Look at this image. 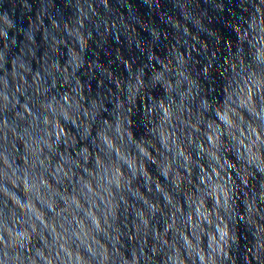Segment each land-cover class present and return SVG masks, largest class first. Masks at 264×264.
Returning a JSON list of instances; mask_svg holds the SVG:
<instances>
[{
	"label": "water",
	"instance_id": "water-1",
	"mask_svg": "<svg viewBox=\"0 0 264 264\" xmlns=\"http://www.w3.org/2000/svg\"><path fill=\"white\" fill-rule=\"evenodd\" d=\"M262 3L0 0V41H7L0 43V114L10 110L8 105L24 110L32 94L47 95L49 103L65 101L82 108L88 115L80 119L89 122L85 131L71 112L69 119L61 115L55 121L62 129L60 142L52 146L57 159L45 154L42 183L23 189L33 193L30 200H20L0 185V193L9 192L14 201L11 208L0 201V224L19 220L16 227L27 237L20 250L25 264H201V257L208 264L210 254L220 264L212 238L218 214L215 189L223 185L208 179L217 175L230 189L224 213L234 234L226 248L228 264H252L250 248L264 241V232H258L264 228V152L254 158L245 150L246 126L231 132L234 146L224 154L219 144L213 152L211 141L219 137L220 144L226 143L229 129L221 117L230 119V113L217 109L215 120L204 127L182 119V130L190 124L183 131L191 148L184 165L183 158L168 155L176 127L163 120L168 106L157 115L164 102L147 91L124 108L128 96L123 86L134 64L156 72L157 66L190 61L203 79L189 78V84L212 97L202 101V111L220 103L249 112L246 92L254 93L253 104L264 98V76L246 85L241 61L264 63V49L253 47L260 39L253 29L264 18ZM246 50L251 59L241 55ZM172 99L179 111L181 100ZM184 110L190 111L186 105ZM100 112L113 118L101 121L112 124L111 148L104 145V155H112L107 162L99 151L103 133L89 140L91 147L82 143ZM213 156L222 159L213 162ZM104 168L107 179L101 178ZM5 235L0 231V241Z\"/></svg>",
	"mask_w": 264,
	"mask_h": 264
},
{
	"label": "clouds",
	"instance_id": "clouds-1",
	"mask_svg": "<svg viewBox=\"0 0 264 264\" xmlns=\"http://www.w3.org/2000/svg\"><path fill=\"white\" fill-rule=\"evenodd\" d=\"M261 6H264V3ZM261 20L262 22L253 29L260 36V39L253 45L258 51L264 49V18H261ZM193 30L195 31L194 28ZM252 38L255 39V36ZM0 43H7V41H0ZM245 48L247 49V45H245ZM241 55L245 60L251 59L247 50L241 53ZM161 58L163 59V57ZM152 63H155V61ZM165 63L167 62L165 61ZM241 65L245 69L243 74L248 77L244 81L246 85H255L257 75L264 76V63H253L249 66L244 61H241ZM177 68L179 69L178 71ZM253 68L255 72H252ZM130 71L131 76L125 73L128 83L123 87L127 89L128 100L123 107L131 108L133 102H138L137 95L147 91H152L158 99L163 100L164 103L157 106V115H160V111L167 105L168 110L163 111V120L166 124L171 125L175 123L176 125L169 138L171 151L168 155L170 157H181L183 158L182 163L184 165L188 163V157L185 156V152H190L191 148L188 145V138L184 136L183 131L190 129V124L185 125L184 130H182V119H187L191 123L199 122L200 127H204L205 123L210 119L215 120L218 114L217 109L230 113L231 118L229 119L227 116L221 117L229 129V136L224 137L226 143L223 144H220L219 137L213 139L211 141L213 152L219 144L220 147L225 149L224 154H228L226 150L234 146L233 138H231L230 134L234 130H240L241 125L246 126L248 133L244 137L248 141L245 150L254 158L258 153L264 152V98L253 104L252 97L254 93L251 90L246 92L245 102V106L249 108V112H244L243 109L237 112L220 103L210 104L208 110L202 111V101L207 100L210 102L212 97L199 91L195 85L189 84V78L194 81L203 79L202 76H197L190 61L185 64L176 65L175 67L171 65L167 67L157 66L156 72H153L151 67H145L141 70V65L137 63L132 65ZM236 87H239V85H236ZM55 90V87H53L52 91L55 92ZM180 93H183L182 98L179 95ZM239 94L237 93V95ZM172 98L181 100L179 111H177V106ZM220 99L222 101L223 97L221 96ZM24 103L25 101L21 97V104ZM185 105L190 111L185 112ZM108 106L111 107V105ZM7 107L10 110L0 114V185L6 186L20 200L28 201L32 198L33 193H26L23 189L33 182L37 184L42 183V172L47 162L45 154L52 156L53 161L57 159V156L52 151V146L60 142L62 129L55 121L61 115H63L64 120L69 119L67 113L71 112V119L80 123L81 127L85 131H88L89 122L81 121L80 119L82 116H87L88 113L83 111L82 108H74L73 104L65 101H61L59 104L49 103L47 95L37 97L35 94L31 95V99L27 101V106L24 110H21L20 105L14 107L8 105ZM124 114L127 115V113ZM105 117H107V121L113 120L107 113L100 112L96 117L97 123L91 124L89 136L82 143L91 147L89 140L93 136H96L98 132L103 133L99 136V139L102 141L99 151L101 158L107 162L112 158V155L111 153L107 156L104 155V145L111 148L108 137L111 135L112 124L107 122L101 123ZM121 123H124L125 127L128 126L124 121ZM117 131H120L119 126H117ZM177 133H180V135H177ZM42 148L43 151L41 150ZM253 148L256 149V153L252 152ZM93 151L95 152L96 149H93ZM199 152L202 157L201 163H205V147L201 146ZM218 159H222V156L219 158L216 156L212 157L213 162H218ZM89 163H91V159H89ZM96 163L100 166L99 160ZM56 171L59 173L62 169L57 166ZM107 171L106 168L103 169L104 175L101 177L102 179H107ZM201 175H204V173H201ZM208 179L211 183L223 185V187H216L215 189V204L218 214L215 218L214 231L216 235L212 238L215 248L212 249V252H218L220 264H228L229 258L227 257L226 248L229 242L233 240L234 234L230 235L229 222H227V217L224 213L228 210V192L230 189L227 182L219 175L215 177L214 181L210 177ZM204 187L207 189V185ZM0 201H5L7 208H11L14 203L7 191L0 193ZM25 207H27V204H25ZM29 211H31V208H29ZM18 223V219H6L3 224H0V231L6 233L4 239L0 241V264H25V258L20 250L24 248L23 241L27 237L16 227ZM258 232H264V228L258 229ZM249 251L251 257H254L252 264H264V241L258 240ZM201 264H205L204 257H201ZM208 264H216L211 254L208 257Z\"/></svg>",
	"mask_w": 264,
	"mask_h": 264
}]
</instances>
